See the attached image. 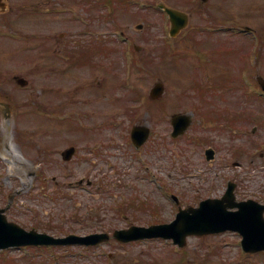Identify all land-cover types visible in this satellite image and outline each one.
<instances>
[{
	"label": "rangeland",
	"instance_id": "rangeland-1",
	"mask_svg": "<svg viewBox=\"0 0 264 264\" xmlns=\"http://www.w3.org/2000/svg\"><path fill=\"white\" fill-rule=\"evenodd\" d=\"M22 1L30 2L7 3L19 9ZM143 1L147 8L141 13L117 7L118 27L110 28L99 4L81 0L84 17L96 19L92 25L111 29L102 40L112 42L109 47L115 50L101 52L95 65L86 62L83 68L75 54L66 63L47 50L52 37L60 39L63 32L69 31V42H81L76 23L65 24L61 13L44 10L32 12V18L6 16L0 100L10 114L5 116L0 106V208L25 230L87 235L168 222L177 212L171 195L182 207L195 206L220 197L230 180L237 201L264 204V96L255 80L264 82V0H209L204 10L213 20H204L199 33L192 28L201 25L191 16L193 0ZM44 2L32 0L41 8ZM161 2L191 16L175 38L156 6ZM66 3L80 12L78 1ZM213 27L214 34L209 32ZM121 41L129 48L124 50ZM141 59L144 65H137ZM17 78L26 85L20 86ZM156 82L164 84L165 92L151 103L149 91ZM175 113L190 114L192 124L183 136L171 139L169 119ZM214 120L228 121L217 128L209 122ZM134 125L151 130L138 150L130 140ZM69 146L76 153L64 162L61 153ZM208 147L216 151L211 162L204 155ZM42 169L46 176L41 179L52 180L43 187L63 188L61 196L72 199L45 202L35 191L41 187L40 175H33ZM84 179L108 186L110 193L88 194L77 184ZM115 193L127 201H113ZM74 213L80 216L78 223L71 221ZM239 242L240 236L228 231L191 236L181 249L170 241L123 244L113 239L89 249L21 247L0 251V264H264V254L243 253Z\"/></svg>",
	"mask_w": 264,
	"mask_h": 264
},
{
	"label": "water",
	"instance_id": "water-1",
	"mask_svg": "<svg viewBox=\"0 0 264 264\" xmlns=\"http://www.w3.org/2000/svg\"><path fill=\"white\" fill-rule=\"evenodd\" d=\"M183 25V24H182ZM178 31L175 28L172 35ZM264 90V82L258 79ZM164 92L162 83H156L150 91L152 99H158ZM191 120L188 115H173L171 125L173 126L172 136L176 137L182 134L190 125ZM149 130L146 127L137 126L133 128L132 140L137 146L141 145L148 137ZM212 154L211 150L207 151V158ZM70 154L67 156L69 158ZM227 201L233 199L232 192L229 190L225 195ZM229 207L238 208L234 212H226L218 201L207 200L200 204L198 209H189L178 214L177 219L170 225H161L156 227L134 228L129 231L118 232L117 238L128 241L140 237H151L159 235L165 238H173L180 246L185 244V236L190 234H207L232 229L239 231L243 236V246L250 252L264 250V220L262 213L264 206L258 205L252 201L235 203ZM1 213V211H0ZM0 248L9 245L25 244H68L79 243L82 239L76 236H69L65 239H53L46 235L37 234L34 231L26 232L14 223H7L0 216ZM148 232L143 234V232ZM157 231V233H156ZM93 237L86 238L87 242H99L92 240ZM84 240V239H83Z\"/></svg>",
	"mask_w": 264,
	"mask_h": 264
},
{
	"label": "flooded vegetation",
	"instance_id": "flooded-vegetation-1",
	"mask_svg": "<svg viewBox=\"0 0 264 264\" xmlns=\"http://www.w3.org/2000/svg\"><path fill=\"white\" fill-rule=\"evenodd\" d=\"M9 1V0H8ZM56 1H64V0H56ZM103 8L108 9V24L109 26L112 27V25L115 22V14H116V0H103ZM100 5V7H102ZM8 7V8H7ZM23 7V5H21ZM12 6L10 4L8 5L7 0H0V42L3 41V33H4V28H5V16L6 13H11L12 12ZM31 9H32V4H31ZM18 11H16L17 13ZM61 41H59L60 46H66L68 41L65 40L64 35L61 37Z\"/></svg>",
	"mask_w": 264,
	"mask_h": 264
}]
</instances>
